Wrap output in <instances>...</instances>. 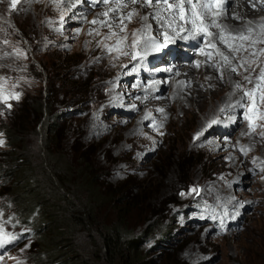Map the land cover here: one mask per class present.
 Wrapping results in <instances>:
<instances>
[{"label": "rangeland", "instance_id": "1", "mask_svg": "<svg viewBox=\"0 0 264 264\" xmlns=\"http://www.w3.org/2000/svg\"><path fill=\"white\" fill-rule=\"evenodd\" d=\"M11 2L0 0V93L20 97L9 101L11 109L0 104V152L10 148L4 129L11 123L24 124L26 150L47 152L46 129L32 110L47 100L59 116L49 154H61L71 171L83 163L86 180L101 197L109 195L94 207L86 202L90 225L74 243L98 246L102 228L122 211L133 235L142 237L148 264H264V100L258 94L252 108L243 95L257 83L264 87L255 72L236 67L240 76L229 72L213 96L199 92L214 89L203 75L205 84L196 88L200 111L194 107L192 117L169 83L181 60L151 50L156 38L141 32L147 13L141 2L18 0L15 9ZM132 10L138 15L123 19ZM133 33L149 43L146 55L127 45ZM244 34L240 54L264 55V36ZM185 46L192 51L198 44ZM5 205L0 194V212ZM11 228L0 218L4 233H21L0 247V264H43L34 240L21 239L27 230Z\"/></svg>", "mask_w": 264, "mask_h": 264}, {"label": "trees", "instance_id": "2", "mask_svg": "<svg viewBox=\"0 0 264 264\" xmlns=\"http://www.w3.org/2000/svg\"><path fill=\"white\" fill-rule=\"evenodd\" d=\"M32 110L38 115L39 128L46 129L42 143L47 152L39 157L26 150L21 143L27 132L24 124L5 127L10 148L0 152V194L6 202L0 218H7L15 234L20 228L27 230L21 239L34 240L35 259L43 264H148L142 237L133 235L122 211L113 223L102 228L98 246L86 247L90 244L79 242V248L78 240L74 243L76 234L90 225L86 204L94 207L109 195L101 197L95 184L86 180L83 163L71 171L61 154H49L48 145L51 138L56 139L53 136L57 135L54 129L59 116L51 113L47 100L36 102ZM48 132H53L50 138ZM71 177H78L77 187L70 182Z\"/></svg>", "mask_w": 264, "mask_h": 264}, {"label": "bare ground", "instance_id": "3", "mask_svg": "<svg viewBox=\"0 0 264 264\" xmlns=\"http://www.w3.org/2000/svg\"><path fill=\"white\" fill-rule=\"evenodd\" d=\"M140 2L143 4V0H140ZM169 2L175 5L180 3V0H169ZM193 3L197 5L196 11L201 13L203 24L207 26L206 31L211 35L203 33L198 35L197 30L193 28L191 23L181 20L179 9L168 10L166 5L159 3L152 6H143L147 10L145 14L147 19H142L141 22V32L148 36L152 32L156 38L152 45L148 43L152 51L158 53L163 50V52H167L169 55L176 56L178 60H181L174 63L171 70L172 78H170L169 83L179 93V108L185 107L184 110L187 109L192 117L194 107L200 111L203 98H199L201 94H198L196 88L199 86L200 89L205 84V81H203L204 76L208 84L212 85L214 89L212 92L203 93L202 88L199 92L207 96H213L218 89L215 85L219 81L228 79L226 75L231 72L232 67H239L241 63L247 61V63H244V67L240 68L255 72V80L259 76L260 70L264 68V55L243 56L240 54V50L232 51L229 49V45L233 49L242 48L247 39H239L240 34L264 36V0H228L222 11L217 8L213 0H193ZM205 3L212 4L211 10L201 7ZM183 7L186 18L190 20L192 18L191 4L184 0ZM213 22L219 27L211 26ZM197 24L200 25V20L197 21ZM249 29L251 31H248ZM220 37H223V40ZM174 40L180 41L181 45L174 47L172 45ZM223 41H227V44ZM192 43L198 44V47L191 51L185 45ZM148 44L140 41L135 48L132 47L131 42H128L127 45L133 54L135 51L139 55L144 53L146 55ZM210 45H215V48L210 47ZM217 49L219 52H217ZM202 50L204 54H202ZM118 53L122 54L123 51ZM219 53L227 56L230 63H225ZM208 54H211V58ZM202 57H205L204 63ZM165 60L169 64L173 63V61H167L169 58H164ZM221 74L223 79H221ZM261 82L264 83V81ZM185 84L188 87H183ZM178 86L182 88L183 92L178 89Z\"/></svg>", "mask_w": 264, "mask_h": 264}, {"label": "snow or ice", "instance_id": "4", "mask_svg": "<svg viewBox=\"0 0 264 264\" xmlns=\"http://www.w3.org/2000/svg\"><path fill=\"white\" fill-rule=\"evenodd\" d=\"M17 2L18 0H12L11 2V8L15 9L16 8V5H17ZM104 3H109L110 0H103ZM130 2L132 4H138L140 3V0H130ZM187 2L189 4H191L192 6V18L190 20H188L185 16V13H184V0H180V3H177L175 5H173L172 3L169 2V0H156V3H159V4H163V5H166L167 6V9L168 10H173V9H179L180 10V18L181 20H185L186 22H189L192 24L193 28H195L197 30V34H205V35H211V33H208L206 31V27L204 24H203V20L201 19V13L197 12L196 11V8H197V5L195 3H193V0H187ZM213 3L216 4L217 8L220 9L221 11L224 10L225 6L227 5L228 3V0H213ZM143 4L146 5V6H152L153 4V0H143ZM121 7H127V4H124V3H121L120 4ZM202 8L204 9H208V10H211L212 8V4L211 3H205L203 5H201ZM103 15L107 16L108 13L105 12L103 13ZM134 15H138V13L136 12H131L128 14L127 17H124L123 19H128V20H131L132 16ZM123 19L121 20V23H123ZM142 19H147V17H142ZM161 19H163V17H161ZM200 20V25L197 24V21ZM92 23H97V21H92ZM107 26V25H106ZM171 26V25H169ZM211 26H214V27H219V25L215 24V22L212 23ZM148 27V26H146ZM124 29L122 28L121 31H123ZM248 31H251V29H249ZM133 36L135 37V39H133L132 41V47L135 48L138 46L139 42H140V36L138 35V33H133ZM110 38V37H109ZM239 39H242V40H246L248 39L247 36L243 35V34H240ZM126 39V38H125ZM221 40H223V37H220ZM227 44V41H223ZM119 43V41H118ZM210 47H213L215 48V45H210ZM229 49L232 50V51H239L240 49L239 48H236V49H233L231 47V45H229ZM114 49H109V51H112ZM115 50H119L118 48L115 49ZM217 52H219V50L217 49ZM123 55H128L127 52H123L122 53ZM202 54L203 53V50H202ZM221 55V57L223 58V60L225 61V63H230V61L228 60V57L227 56H224L223 53H219ZM209 55V58H211V54H208ZM252 55H255V53H252ZM136 57L133 56V59H135ZM244 63H247V61H245ZM244 63H241L240 64V67H244ZM199 66V65H197ZM231 71L232 72H235L237 73V75H239V72H238V69L236 67H232L231 68ZM245 71H247V69H245ZM221 79H223V75L221 74ZM245 80H247L249 83H251V77L250 76H245L244 77ZM258 81H264V68H262L260 70V74L258 76ZM236 88L237 89H240L241 88V85L240 84H237L236 85ZM261 93H264V87H262V84L261 83H257L255 88L251 89V90H246L244 91V97L248 98L249 100L252 101V108L255 107V104L257 102V96L259 94V100H264V94H261ZM19 97H20V94L19 93H15V94H4V93H0V104H4L8 109H11L12 105L11 103L9 102L10 100H19ZM252 108H250L249 110L251 111ZM160 111H163V109H160ZM221 111H224V109H221ZM0 115H3L2 112H0ZM262 116H264V114H262ZM218 121L213 119L209 122L208 124V127H211L213 124H216ZM250 127H253L251 122H250ZM253 131H255V129L253 128ZM203 133H197V138L202 135ZM2 135V134H0ZM261 136H264V133H261ZM4 145V140L3 139H0V146H3ZM192 192H196L198 194V190L197 189H192ZM183 195V193H182ZM15 239H17V237L15 236H9L7 233H4L2 230H0V247H4V245L6 244H9L11 243L12 241H14Z\"/></svg>", "mask_w": 264, "mask_h": 264}]
</instances>
